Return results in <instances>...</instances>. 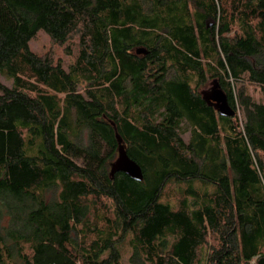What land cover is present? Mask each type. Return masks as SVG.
<instances>
[{"label": "trees", "instance_id": "obj_1", "mask_svg": "<svg viewBox=\"0 0 264 264\" xmlns=\"http://www.w3.org/2000/svg\"><path fill=\"white\" fill-rule=\"evenodd\" d=\"M129 237L131 264H264V0H0V264H121Z\"/></svg>", "mask_w": 264, "mask_h": 264}, {"label": "rangeland", "instance_id": "obj_2", "mask_svg": "<svg viewBox=\"0 0 264 264\" xmlns=\"http://www.w3.org/2000/svg\"><path fill=\"white\" fill-rule=\"evenodd\" d=\"M197 1L200 4L208 3V0H197ZM198 7L201 11L205 10L204 6L200 5ZM192 12H195V9L193 7H192ZM30 47L34 53H37L40 55L46 54V53H52V54L55 53L57 58H60L61 60H63V68L65 70H68L69 66L74 62L75 56L74 57L67 56L64 53L63 49L54 47L52 45L51 41L49 40L48 36L43 32H40L37 35L36 39L31 42ZM1 81L5 86H7L9 88L12 86V82L8 81L5 77H2ZM239 87H240V85L237 86V89H239ZM247 90H248V93L253 97V99L255 101H257V102L263 101V95L258 88L248 85ZM241 117H242V115H241ZM190 137H191V135L188 132L182 134V139L186 144L189 143ZM103 153H105V150L103 151ZM79 164L83 165V163L81 161H79ZM194 186L198 188V182H195ZM186 187H187L186 184L171 183L166 187V195H167V197H169V199L172 203L176 204L177 193L184 190ZM129 242H130V237L127 238V240L125 242H123L122 244L119 245V249H120V252L122 255L121 264H131L130 258L132 255V249H131V246L129 245Z\"/></svg>", "mask_w": 264, "mask_h": 264}, {"label": "water", "instance_id": "obj_3", "mask_svg": "<svg viewBox=\"0 0 264 264\" xmlns=\"http://www.w3.org/2000/svg\"><path fill=\"white\" fill-rule=\"evenodd\" d=\"M137 55H147L148 51L145 49L136 50ZM203 99L210 106L214 107L215 110L223 117H233L235 112L230 107L228 103L227 95L221 89V86L217 80L211 83V86L208 90L203 91ZM119 145V157L117 161L112 165V173L114 175L116 172L121 171L128 175L131 179L137 182H142L143 171L142 168L132 160L123 144L122 138L117 134L116 135Z\"/></svg>", "mask_w": 264, "mask_h": 264}]
</instances>
